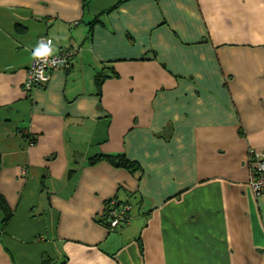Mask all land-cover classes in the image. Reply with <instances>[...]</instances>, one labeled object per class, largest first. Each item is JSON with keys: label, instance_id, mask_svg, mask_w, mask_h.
<instances>
[{"label": "crops", "instance_id": "crops-1", "mask_svg": "<svg viewBox=\"0 0 264 264\" xmlns=\"http://www.w3.org/2000/svg\"><path fill=\"white\" fill-rule=\"evenodd\" d=\"M42 36L78 52L27 91ZM250 148L264 0H0V264H264Z\"/></svg>", "mask_w": 264, "mask_h": 264}, {"label": "built area", "instance_id": "built-area-1", "mask_svg": "<svg viewBox=\"0 0 264 264\" xmlns=\"http://www.w3.org/2000/svg\"><path fill=\"white\" fill-rule=\"evenodd\" d=\"M50 42V44H49ZM43 43L50 46V55L45 57H35L27 69V76L24 82L25 90L46 85L51 77L52 71L59 67H68L71 59L78 50L72 48H61L55 52L54 46L48 37L42 36L33 47L32 53ZM247 162L249 167V185L254 194L259 197L264 194V150L250 148L247 151ZM131 206L127 202L118 201L112 198L107 201L102 215L103 224L109 229L114 230L125 227L130 222L129 211Z\"/></svg>", "mask_w": 264, "mask_h": 264}, {"label": "trees", "instance_id": "trees-1", "mask_svg": "<svg viewBox=\"0 0 264 264\" xmlns=\"http://www.w3.org/2000/svg\"><path fill=\"white\" fill-rule=\"evenodd\" d=\"M102 158L107 159L115 167L125 168L133 173H135L139 169L137 164L126 159L124 155H107V156L100 155L98 157L93 158L92 162L95 163ZM0 208L4 212V219H3V226H4L10 219L12 212L7 206L2 196H0Z\"/></svg>", "mask_w": 264, "mask_h": 264}, {"label": "clouds", "instance_id": "clouds-1", "mask_svg": "<svg viewBox=\"0 0 264 264\" xmlns=\"http://www.w3.org/2000/svg\"><path fill=\"white\" fill-rule=\"evenodd\" d=\"M49 44H50V42H49ZM50 52H51L50 46H46L43 43H41L40 46L36 48L33 55L35 57H45V56L50 55Z\"/></svg>", "mask_w": 264, "mask_h": 264}]
</instances>
